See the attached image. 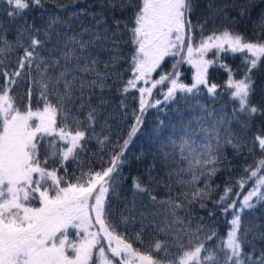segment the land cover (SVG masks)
Segmentation results:
<instances>
[{"label": "snow or ice", "instance_id": "1", "mask_svg": "<svg viewBox=\"0 0 264 264\" xmlns=\"http://www.w3.org/2000/svg\"><path fill=\"white\" fill-rule=\"evenodd\" d=\"M4 2L10 8L9 17H22L24 10L43 5V0ZM199 2L109 0L110 9L131 12V29L115 17L108 25L101 16L94 17V27L82 33L69 35L57 31V21L52 19L42 27L25 22L15 45L8 43L6 32L0 35V56L14 47L23 48V55L11 69L0 59V264H160L151 253L165 249L167 254V247L178 250L172 254L170 264H264V250L256 257L254 247L245 251L244 246H251V240L249 228L242 225L243 213L264 202V136L253 138V148L258 142L262 158L243 169L246 178L236 180L241 190L235 193L236 199L230 200L233 189L226 183L215 201L225 214L231 215L226 240H221L219 246L206 247L218 238V233L214 226L205 225L203 218L192 217L195 205L205 208L204 201L211 198L212 177L222 165L228 166L224 146L239 153L247 145V141L230 131L225 130L222 136L221 129L231 119L243 116L246 122L264 116V104L252 102L256 93L254 70L264 62V39L260 34L248 39L227 26L207 31L209 23L225 13V8L213 9L209 4L208 16L194 21ZM247 14V7L237 13L239 17ZM122 31H130L135 45L126 70L130 74L127 79L118 67L125 62L119 46ZM25 38L30 40L26 46L19 42ZM42 51H47L48 56L42 55ZM210 52L213 58L207 59ZM102 53H108L107 60L100 58ZM221 53L242 56L241 78H235V72L222 61ZM169 56L176 59L172 70L164 72L162 63ZM183 63L195 69L190 85L180 79L179 66ZM214 65L228 73L225 89L238 107L233 108L229 117L200 105L201 114L194 118L198 132L189 120L183 134L170 137L167 142L186 166H176L173 153L165 152L161 165L167 169L165 176L154 175L153 165L147 173V184L141 177L133 179L134 191L147 197V204L141 202L138 207L134 199L122 211H114L109 203L110 190H115L125 164V152L143 126L148 110L163 111L178 99H195L201 85L216 97L220 86L208 82V70ZM158 69L161 74L153 78ZM69 75L72 79H68ZM22 81L28 83L29 100L23 109L17 107L14 93ZM113 88L121 96L133 90L138 93L134 97L137 107L130 113L124 100L120 102L121 115H130L132 122L126 137L118 136L115 140L108 132L102 130L103 134H97L94 129L108 104L104 93ZM34 90L35 109L31 104ZM97 90L99 99L93 104ZM154 90L162 98H153ZM73 106L78 112L87 110L85 121L73 113ZM164 123L158 121L159 126ZM104 127L108 128L107 119ZM45 139L51 153L41 159L40 144ZM90 139L97 141L99 169L93 171L89 167L84 171L87 165L78 164L79 175L74 181L69 180L67 164L77 161ZM253 148L248 149L249 154ZM169 156L173 157L171 163ZM50 160L59 167L49 168ZM201 179L203 187L198 186ZM249 183L251 186L241 196ZM176 185L183 191L173 197L171 192ZM161 186L169 190L167 199H158L154 194L155 188ZM33 202L39 206H33ZM150 206L159 207L152 211ZM180 212L185 213L184 217ZM157 217L161 219L157 221ZM193 219L200 223L193 226ZM122 227L123 232L119 231ZM129 228L134 231L129 233ZM147 230L171 237L172 243L155 240L149 252L137 250L133 244H144ZM260 238L264 239V233Z\"/></svg>", "mask_w": 264, "mask_h": 264}, {"label": "trees", "instance_id": "2", "mask_svg": "<svg viewBox=\"0 0 264 264\" xmlns=\"http://www.w3.org/2000/svg\"><path fill=\"white\" fill-rule=\"evenodd\" d=\"M209 4L212 5L213 9L225 8V13L219 15L214 23H209L207 31L227 26L243 34L248 39H255L257 34H260L261 38L264 39V0H200L199 7L193 16L194 21L197 17L205 18L208 16ZM242 7L248 8V14L239 17L237 13ZM8 11H10L9 6L4 0H0V35L6 32L8 43L13 45L17 44L19 31L24 26L25 22L27 24H34L36 27H42L45 26L49 20L55 19L57 21L56 30L66 32L69 35L73 33H82L84 29H92L95 23L94 17L99 18L101 16L107 21L108 25H112L113 17H115L121 20L122 25L127 24L129 29L133 26L130 19L132 15L131 12H121L119 8L115 10L110 9L109 0H43L42 7H30L24 10L22 17H9L7 15ZM225 16L227 19H225ZM233 20L236 22L231 23ZM40 38L43 39L44 37L41 35ZM84 38L87 39V35H85ZM53 40H55V37H53ZM198 40L199 34H197V41ZM19 42L26 46L30 43V40L25 38L20 39ZM0 46H2V43H0ZM119 46L123 53L122 60L125 62L118 65V67L125 72L124 78L127 79L130 74L126 70L128 69V64L135 49L130 31L121 32L119 35ZM41 54L48 56L49 53L47 51H42ZM184 54L186 55V53ZM22 55L23 48L14 47L0 56V59H3L4 66L11 69L17 64L18 57ZM52 55H57V53L53 52ZM100 58L102 60H107L108 53H102ZM206 58L212 59V53H208ZM175 59L176 58L172 56L165 58L162 63L164 72L172 70ZM221 59L235 72L236 79L241 78L243 70L242 56L240 54L233 55L221 53ZM179 71L181 73L180 79L183 83L191 84L193 82L192 78L195 69L191 65L183 63L179 66ZM159 74H161L160 69H158L156 73H153V78H158ZM80 75L81 74L78 73L77 78H79ZM68 79H72V76L69 75ZM227 79L228 73L223 68L218 65L211 66L208 70V82L216 83L220 86L217 89L216 97L210 96L207 93L206 87L201 85L200 92L195 99H189L187 102L183 99H178L177 103L170 104L168 107L164 108L163 111L160 109L148 110L143 126L132 139L131 144L125 152V164L121 169L115 190H110L109 203L114 211H122L125 205L134 199L137 201L138 207L141 202L147 204V197L134 191L132 186L133 179L135 177H141L144 179V183L147 184V173L152 169L153 165H155V169L153 170L154 175L159 174L161 177L165 176L167 169L161 166L163 156L165 152L173 153V149L167 142L170 137H180L189 120L193 121L192 128L198 132V125L194 118L199 117L201 114L200 105H203L205 108L215 109L219 115L231 116L233 108L238 107V102L234 103L230 99V92L225 89V82ZM254 79L256 81V93L252 97V102L264 104V62L260 64L258 69L254 70ZM0 83H2V81H0ZM27 88V81H22L14 89V93L17 97L16 105L21 109L29 103L26 95ZM180 95L181 94L178 93V96ZM137 96L138 93L135 92V90L125 96H121L117 93L115 88L110 91L106 90L104 98L108 101V104L102 110L101 115L94 125L95 132L97 134H103L102 130L108 132V134L113 137V140L118 136L126 137L132 118L130 115L127 118L121 115V109L119 107L120 102L122 99L124 100L128 105V111L130 113L133 108L137 107V103L134 101V97ZM153 98L162 97L154 90ZM98 99L99 91L97 90V94L92 97L93 104H96ZM36 100L37 97L34 90V94L31 98V104L34 109L37 107ZM72 111L79 116L82 122L85 121L87 110L78 112L73 106ZM106 119L108 121V128L104 127ZM208 119L211 121L213 118L210 117ZM160 120L165 122L163 126H159L158 121ZM72 127H75V125H72ZM225 130L247 141V145L239 153L231 146H224V158L228 166L224 167L222 165L216 175L212 177L210 183L213 186V191L211 198L204 201L206 207L201 208L199 204H197L192 212L193 218L197 216L203 218V223L205 225L214 226L218 233V238L206 244V247L219 246L221 240H226V230L229 228L228 222L231 220V215L225 214L221 207L216 205L215 201L223 192L226 183H229L233 189L230 200L236 199L235 193L241 192L236 186V180L242 176L246 178L243 169L262 158L258 142L253 148V138L256 136H264V116H257L246 122L243 116L239 119H231L230 123L226 124L221 129L222 136ZM197 139H199V137H197ZM249 148H253L252 154H249ZM104 151L108 152L109 149H105ZM97 152H99L97 141L95 139L88 140L86 150L80 153L77 161L67 164V178L74 181L75 177L79 175L78 164L87 165V167L83 169L84 171H88L89 167L93 171L98 170L101 165V156L95 155ZM50 153L51 150L47 143V139L41 141L39 152L41 159H44L46 155L50 156ZM173 155L175 156L176 166H186L178 152H174ZM103 158L106 161L107 155ZM172 159L173 157L169 156V163L172 162ZM104 166L106 167L107 164ZM52 167H59V165L50 160L49 168ZM60 174L63 175V171H61ZM203 185L204 181L201 179L198 186L203 187ZM250 186L251 183L244 189L241 196L246 194ZM180 191H183V189H181L179 185H176L173 187L171 195L175 197ZM154 194L158 199H167L169 190L161 186L155 188ZM158 207L159 206H150L152 211L157 210ZM209 212L213 213V215L209 216ZM179 215L184 217L185 213L180 212ZM156 219L159 221L161 217H157ZM198 223H200V221L193 219V226ZM242 225L249 228V240H251V246L247 244L244 246L245 251H249L251 247H254L255 252L253 256L256 257L264 250V239L260 238V235L264 233V202L259 203L256 208L246 210L243 213ZM136 227L138 228L139 226L137 225ZM119 231L123 232V227L119 229ZM128 231L132 233L134 229L129 228ZM155 240L165 242L166 244L172 243L171 237L163 233L153 234L151 230H147L144 235V244L134 242L133 247L141 252H149V246L153 244ZM166 252L167 254L165 253V249H162L159 253L152 252L151 254H153L154 259L159 260L160 264H170L172 254H176L178 250L176 247H167Z\"/></svg>", "mask_w": 264, "mask_h": 264}, {"label": "rangeland", "instance_id": "3", "mask_svg": "<svg viewBox=\"0 0 264 264\" xmlns=\"http://www.w3.org/2000/svg\"><path fill=\"white\" fill-rule=\"evenodd\" d=\"M190 85V84H189ZM33 206H39L38 204H36L35 202H33Z\"/></svg>", "mask_w": 264, "mask_h": 264}]
</instances>
